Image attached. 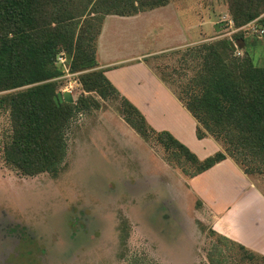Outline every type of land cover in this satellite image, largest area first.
<instances>
[{
  "label": "rangeland",
  "instance_id": "374dc122",
  "mask_svg": "<svg viewBox=\"0 0 264 264\" xmlns=\"http://www.w3.org/2000/svg\"><path fill=\"white\" fill-rule=\"evenodd\" d=\"M169 3L188 28L191 43L180 48L232 34L224 19L225 0ZM169 9L110 22L114 46L133 54L167 50L159 47L177 31L167 26ZM251 26L263 28L256 21L245 25L251 43L245 48L255 64L264 65V28L260 33ZM158 52L145 57L152 70L178 69V54ZM78 74L58 78L59 92H69L72 101L82 93ZM172 75L177 80L178 74ZM92 95L98 106L71 119L67 155L56 176H26L2 162L9 115L0 109V264H209L206 253L215 238L187 176L165 161L160 145L144 140L123 120L119 99ZM247 176L264 193V175ZM123 219L129 224L124 243L119 237Z\"/></svg>",
  "mask_w": 264,
  "mask_h": 264
},
{
  "label": "trees",
  "instance_id": "16d2710c",
  "mask_svg": "<svg viewBox=\"0 0 264 264\" xmlns=\"http://www.w3.org/2000/svg\"><path fill=\"white\" fill-rule=\"evenodd\" d=\"M169 2L0 0V109L9 115L2 162L26 176H56L67 155V127L77 112L98 106L95 93L101 99H119L123 120L144 140L160 145L165 161L188 179L227 157L246 175H264V65L255 64L245 48L251 44L245 28L240 29L253 21L264 28V0H225L237 29L230 36L155 53L179 55L178 69L171 73L152 70L144 58L196 120V137L210 136L221 146L203 159L168 130L153 128L99 67L96 40L106 15L131 16ZM237 46L244 48L243 55L236 54ZM61 52L69 59V70L79 73L82 93L75 101L59 92ZM128 227L123 219V243ZM209 234L215 238L206 253L209 264H264V256L210 228Z\"/></svg>",
  "mask_w": 264,
  "mask_h": 264
},
{
  "label": "crops",
  "instance_id": "0c3cea01",
  "mask_svg": "<svg viewBox=\"0 0 264 264\" xmlns=\"http://www.w3.org/2000/svg\"><path fill=\"white\" fill-rule=\"evenodd\" d=\"M170 6L167 3L160 7L171 8L167 26L177 31L174 34L168 28L174 37L159 48L172 49L191 43L187 26L177 17L175 7ZM147 11L131 16L108 14L104 17L96 40L97 62L106 77L143 113L153 128L168 130L203 159L221 146L210 136L196 137V120L144 61L146 56L161 50L142 49L133 54L120 45L114 46L111 40L114 35L109 32L110 22L137 19L138 14ZM224 19L230 33L237 30L228 11ZM244 28L245 25L240 27ZM187 184L193 196L201 201L199 214L210 229L264 256V193L229 157L189 178Z\"/></svg>",
  "mask_w": 264,
  "mask_h": 264
},
{
  "label": "built area",
  "instance_id": "2783aa9c",
  "mask_svg": "<svg viewBox=\"0 0 264 264\" xmlns=\"http://www.w3.org/2000/svg\"><path fill=\"white\" fill-rule=\"evenodd\" d=\"M250 28H253L254 31H258L260 33L263 32V29L257 30L256 28H254L252 26ZM57 63L62 67V69L64 71L63 76L69 75V73H70V70H69L70 67L68 66L69 63L67 61L66 55L63 52H61L57 55Z\"/></svg>",
  "mask_w": 264,
  "mask_h": 264
},
{
  "label": "water",
  "instance_id": "95a60500",
  "mask_svg": "<svg viewBox=\"0 0 264 264\" xmlns=\"http://www.w3.org/2000/svg\"><path fill=\"white\" fill-rule=\"evenodd\" d=\"M63 96L67 99V100H71V95L69 94V92H64Z\"/></svg>",
  "mask_w": 264,
  "mask_h": 264
}]
</instances>
